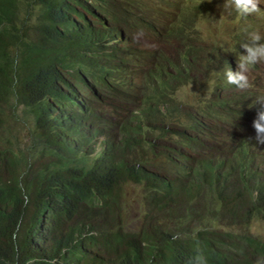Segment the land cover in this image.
I'll list each match as a JSON object with an SVG mask.
<instances>
[{"label": "trees", "instance_id": "trees-1", "mask_svg": "<svg viewBox=\"0 0 264 264\" xmlns=\"http://www.w3.org/2000/svg\"><path fill=\"white\" fill-rule=\"evenodd\" d=\"M188 4L0 0V130L15 122L0 140V264L264 261L262 238L233 231L264 216V153L240 124L264 72L245 90L225 76L260 20L239 13L226 51L196 26L211 3Z\"/></svg>", "mask_w": 264, "mask_h": 264}, {"label": "rangeland", "instance_id": "rangeland-1", "mask_svg": "<svg viewBox=\"0 0 264 264\" xmlns=\"http://www.w3.org/2000/svg\"><path fill=\"white\" fill-rule=\"evenodd\" d=\"M173 2H177L182 6L187 3L188 5H191L194 3L193 0H171ZM211 1L213 10L211 11H205L201 13L200 18L196 21L197 28L202 32L203 34V41L209 44L214 45H221L226 51H228L231 47V36L233 33H235V25L234 23L239 19L241 20V15L235 10V8L232 6V0L230 1V5L233 7H230L226 4L225 0H208ZM151 5L147 7H152L156 3L153 1H150ZM259 7L264 10V0H258ZM223 6H226L228 10H221ZM252 13L251 16L256 17L258 20H260L258 23H256V27L254 28V31H258L262 37L264 36V11H260L258 13ZM243 22H245L243 20ZM247 24V23H246ZM254 24V23H253ZM207 56V55H206ZM203 71L205 74L210 75L212 77H217L220 74L221 66H219L218 60L215 57L207 56L206 59L202 62ZM264 72V62L258 64L256 67H249V71L247 73L248 78L254 79L257 74ZM199 78L201 77L198 76ZM264 83V78L262 80ZM187 85L186 87H181L179 92L180 94H184L185 91L188 89ZM252 89L255 90H261L260 88L256 86H252ZM250 124L251 133L248 137H254L255 136V130L252 127V122L250 119L246 118H240V124L243 126V124ZM8 124L10 125L9 131L0 130V140H5L6 137H9L10 133H12L15 129V122L13 119H8ZM22 129H24V126H22ZM253 145L257 148L259 153H264V144H258L255 140H250ZM140 187L135 186L134 184L126 185L123 196L124 199L128 202L132 203H126V213L128 216V222L131 223H137L139 220V207L137 204L142 205L140 201ZM237 230L243 231L248 234H252L254 236H258L264 240V216L262 218H256L254 220H251L249 223L245 225H241L240 227L236 228Z\"/></svg>", "mask_w": 264, "mask_h": 264}, {"label": "clouds", "instance_id": "clouds-1", "mask_svg": "<svg viewBox=\"0 0 264 264\" xmlns=\"http://www.w3.org/2000/svg\"><path fill=\"white\" fill-rule=\"evenodd\" d=\"M193 1V4H196L198 1H200V3L211 2L208 0ZM225 1L230 4V1ZM210 6L212 7V5ZM232 6L241 15H251L254 12L258 13L260 11H264L261 6L259 7L258 0H232ZM262 40H264V37H262L258 31L248 33V42L241 45V47L245 50V54L239 57V60L237 61L238 68L234 66L231 70L228 69L225 73L229 84H234L241 90H245L249 87V78L247 75L249 67L259 62H264V42H261ZM250 80L253 79L250 78ZM257 102L258 104H256ZM255 104L256 108L253 113H255L256 116L252 121L255 136L249 137V140H255L258 144H264V96L257 97ZM257 105H261V110L257 107ZM233 231L245 233L237 230L236 228ZM257 264H264V261H257Z\"/></svg>", "mask_w": 264, "mask_h": 264}]
</instances>
